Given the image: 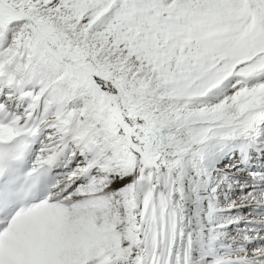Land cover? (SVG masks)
<instances>
[{
	"label": "snow or ice",
	"instance_id": "snow-or-ice-1",
	"mask_svg": "<svg viewBox=\"0 0 264 264\" xmlns=\"http://www.w3.org/2000/svg\"><path fill=\"white\" fill-rule=\"evenodd\" d=\"M0 264H264V0H0Z\"/></svg>",
	"mask_w": 264,
	"mask_h": 264
}]
</instances>
